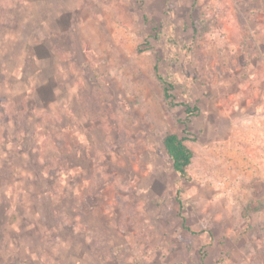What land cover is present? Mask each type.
<instances>
[{"label": "rangeland", "instance_id": "1", "mask_svg": "<svg viewBox=\"0 0 264 264\" xmlns=\"http://www.w3.org/2000/svg\"><path fill=\"white\" fill-rule=\"evenodd\" d=\"M0 264H264V0H0Z\"/></svg>", "mask_w": 264, "mask_h": 264}, {"label": "trees", "instance_id": "2", "mask_svg": "<svg viewBox=\"0 0 264 264\" xmlns=\"http://www.w3.org/2000/svg\"><path fill=\"white\" fill-rule=\"evenodd\" d=\"M155 71L157 73L158 78L161 81L164 79L158 73V66L155 67ZM164 96L170 106H175L174 98L172 95V85L167 81H164ZM197 108H191L190 106H186V112L188 118H190ZM187 132V130H185ZM187 139L184 137H180L178 134L173 133L169 134L164 138L163 144L166 152L172 159L174 170L186 180H191V177L188 173V168L192 163V159L194 156L193 150L186 144Z\"/></svg>", "mask_w": 264, "mask_h": 264}]
</instances>
